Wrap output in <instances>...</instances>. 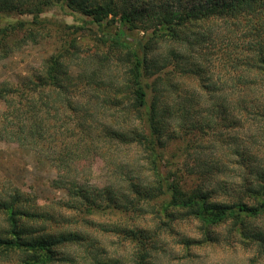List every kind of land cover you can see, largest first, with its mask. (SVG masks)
Wrapping results in <instances>:
<instances>
[{
	"label": "rangeland",
	"instance_id": "374dc122",
	"mask_svg": "<svg viewBox=\"0 0 264 264\" xmlns=\"http://www.w3.org/2000/svg\"><path fill=\"white\" fill-rule=\"evenodd\" d=\"M78 1L90 8L111 3V0ZM149 4L157 8L161 3L113 0V6L135 7L136 11ZM19 21H25L26 28L0 45V88L25 83L28 86L26 78L32 81L40 72L47 78L51 59L59 54L63 63V70H58L59 77L63 75L62 71H67L66 82L75 84L57 101L53 98L55 86L48 78L46 83L36 87L42 91L40 97L37 90L33 94L35 102L45 103L43 111L50 125L57 127L49 140L55 137L67 141L68 126L76 129L82 123H89L88 130L83 126L79 132L86 135L85 140L74 136L81 149L90 145V151H85L86 157L83 155L85 160L74 173L78 181L95 189L110 187L119 191L127 187L134 172H139L145 185L151 177L141 154L143 147L125 143L114 134L129 128L123 118L130 109L125 110L123 116L124 110L120 106H130L133 97L127 87L125 64L118 58L120 52L102 42V38H106V28L70 0L50 5L35 23H32L33 15L28 13L0 15V29ZM208 62L204 63L207 72L212 73L213 79L222 77L223 82L206 92L201 90L199 78L192 73L169 74V82L177 81L179 88L175 90L182 93L173 109L176 113L177 108L184 107L182 112L187 114L184 119L170 121L169 128L174 131L160 145L165 155L164 169L177 173L185 191L201 186L210 190L217 201L242 199L255 204L264 195L248 190L247 184L258 185L259 173L264 174V124L246 114H239L238 120H233L231 101L235 97L232 91L236 73L224 68L220 75L219 60L211 58ZM105 79L109 81L103 82ZM196 91L203 92L201 98L197 97ZM67 96L78 104L77 112L66 106ZM114 96L118 98L119 106L113 105ZM13 100L19 113L30 101L22 95L13 96ZM165 100L174 101V98L165 97ZM5 108V102L0 101V112ZM19 113L12 118L18 119ZM132 115L129 114L128 123H138ZM29 143L0 139V194L18 187L31 197L29 203H25L27 208L56 215L45 220H27L39 227L40 232L77 235L70 242L53 246L52 255L38 264H137L144 246L127 236L123 227H138V231H145L137 233L145 244L159 240L154 250L146 247L151 251L149 261L154 264H264V213L246 219L242 225L229 219L205 229L196 219L182 215L174 219L156 214V211L160 212L161 199L145 212L87 213L68 208L64 205L68 200L67 193L52 185L56 172L44 156L39 159L38 152L31 151ZM259 181L264 185V179ZM4 219L5 215L0 212V229L7 226ZM186 238L198 242L185 245L182 241ZM25 257L27 254L16 249L1 256L0 264H24Z\"/></svg>",
	"mask_w": 264,
	"mask_h": 264
},
{
	"label": "trees",
	"instance_id": "16d2710c",
	"mask_svg": "<svg viewBox=\"0 0 264 264\" xmlns=\"http://www.w3.org/2000/svg\"><path fill=\"white\" fill-rule=\"evenodd\" d=\"M59 1L0 0V15L28 13L33 15L32 23H35L47 7ZM144 1L161 4L157 8L149 4L141 11H136L135 7L113 6V0L91 8L84 7L78 0H70V3H76L83 13L92 16L95 22L106 28V38L103 37L102 42L109 43L111 48L119 51L118 58L125 64L127 87L133 98L130 106L120 107L124 110L123 116L125 110L130 109L123 118L129 128L115 131L114 134L125 143L143 147L141 154L151 177L145 185L140 178L141 174L133 171L127 187L119 191L110 187L95 189L78 181L74 173L78 170V165H82V160H85V151H90V145L81 149L74 136H81V140H85L86 135L79 132H82L83 126V129L88 130L91 126L89 123H82L76 129L68 126L67 141L64 138L59 141L55 137L49 140L57 127L50 125L49 118H46L47 114L43 111L45 103L35 102L33 94L37 90L40 97L42 91L36 87L49 79L55 86L53 98L57 101L56 99L61 100L67 94V88L75 84L72 82L69 85L70 81L66 82L69 76L67 71H62L63 75L59 77V68L63 70L59 54L51 59L50 70H47L48 79L40 72L41 74L34 75L32 81L26 78L28 86L25 83L23 86L8 85L0 88V101L6 104V108L0 112V139L17 143L28 141L31 151L38 152L39 159L44 156L56 172L52 185L68 195V200L64 202L68 208L87 213L108 210L145 212L161 199L160 212L158 210L155 213L167 218L175 219L182 215L196 219L205 229L229 219L240 225L245 224L246 219L256 218L264 213V197L255 204H248L242 199L233 202L217 201L210 190L201 186L185 191L177 173L172 169H164L165 155L160 145L174 131L169 128L170 121L184 119L187 114L182 112L184 107L178 110L176 105V113L173 109V105L178 104L182 98V93L175 90L179 88L177 81L169 82V74L192 73L199 78L201 90L209 91L211 86L217 87L223 80L216 76L213 79L212 73L207 72L204 63H209L211 58L219 60L220 75L224 68L236 73L232 91L235 97L231 101L234 107L233 120H238L239 114H246L254 121L264 124V0ZM26 25L25 21H19L2 27L0 45L26 28ZM162 50L163 53L160 52ZM102 81L107 83L109 80ZM202 93L195 92L200 98ZM15 95H22L30 100L24 104L21 113L15 109ZM171 96L174 101L165 100V97L168 99ZM114 97L113 105L119 106L120 102L116 101L118 98ZM65 100L68 101V109L75 112L79 110L78 104L68 96ZM17 113L21 116L13 119L12 116ZM129 114H133L138 123H128ZM54 116L56 118L57 115ZM189 125L192 127L190 123ZM187 127L189 128L188 125ZM259 178L264 179V174L259 173L258 185L247 184V189L260 196L264 195V185ZM30 198V195L22 193L18 187L0 194V212L5 215L7 225L0 229V257L19 249L27 254L23 258L24 264H38L52 255L53 246L70 242L77 235H52L40 232L41 229L35 224L27 223L31 219L56 217L49 211L37 212L27 208L25 203H29ZM137 229L138 227L122 229L127 236L137 239L144 246L137 264H154L149 261L150 254L159 240L145 244L137 235L145 231ZM197 242L193 238L182 241L185 245ZM146 247H150L151 251Z\"/></svg>",
	"mask_w": 264,
	"mask_h": 264
}]
</instances>
